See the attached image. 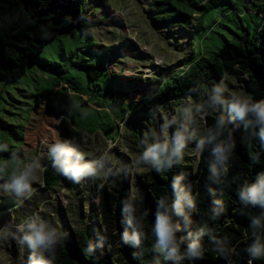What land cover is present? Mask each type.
<instances>
[{
    "label": "rangeland",
    "instance_id": "obj_1",
    "mask_svg": "<svg viewBox=\"0 0 264 264\" xmlns=\"http://www.w3.org/2000/svg\"><path fill=\"white\" fill-rule=\"evenodd\" d=\"M84 1L99 19L98 25L88 30L76 28L72 36L48 42L39 59L28 66L24 77L13 80L0 77V121L10 127L0 126V144L8 145V150L0 151V162H8L9 173L16 166L10 159L13 152L21 160L39 157L46 167L49 145L61 139L58 117L44 113L43 107H36V95L40 91L66 89L73 96L76 125L85 135L80 143L82 149L90 155L99 154L111 144L114 159L127 164L143 150L139 144L142 119L127 114L130 110L127 101H134L136 95L128 96L125 87L113 82L110 74L150 76L160 71L161 75L172 78L195 59L212 56L227 41H236V35L244 36L245 30L252 38L261 23V18L248 10L252 3L245 0H218L195 15L190 27L156 22L157 17L151 12L154 0ZM180 61L183 67H179ZM86 64L105 67L97 81L88 78ZM238 75L240 80L235 75L228 77L232 82V85L227 84L229 89L250 95L247 78ZM125 96L127 101H124ZM191 97L196 102L204 100ZM185 98L164 108L151 130L161 128L163 120L168 114H174ZM204 117L197 119L196 126L201 130ZM172 131L169 129L170 134ZM199 156L195 143H190L183 162L197 166ZM150 170L144 168L132 174L133 194L140 193L139 177ZM105 182L88 177L75 183L60 175L58 185L48 190L44 188L42 173L33 183L32 197L22 204L14 196L0 191V202L6 199L16 202V207L0 215V228L8 225L14 230L27 216L38 213L62 231L67 227L76 232H84L87 228L103 232L99 188ZM27 255V249L19 247L14 240L0 243V264H16Z\"/></svg>",
    "mask_w": 264,
    "mask_h": 264
},
{
    "label": "trees",
    "instance_id": "obj_2",
    "mask_svg": "<svg viewBox=\"0 0 264 264\" xmlns=\"http://www.w3.org/2000/svg\"><path fill=\"white\" fill-rule=\"evenodd\" d=\"M216 1L218 0H154L151 12L156 15L155 21L158 23H169L172 27H190L194 16ZM245 1L252 3L248 10L261 18L252 38L245 30L244 36L236 35V41H227L212 56L195 59L172 78L161 75L160 71L149 77L141 73L127 77L117 72L110 74L113 82H119L125 87L128 96L136 95L134 101H127L126 96L124 101L130 104L127 114L142 119L141 140L151 131V126L156 125L161 111L177 99L189 96L205 99L198 93L190 92L197 84L202 89H207L224 79L228 85H232L228 77L235 75L240 80V74L247 78L246 85L252 98L264 99V0L260 3L256 0ZM84 3V0H0V77L7 80L24 77L28 66L39 59L48 42L72 36L76 28L88 30L98 25L99 19ZM182 62L180 61L179 67H183ZM85 69L88 78L97 81L105 67L86 64ZM35 104L37 108L43 107L44 113L58 117L61 122V139H72L79 144L83 142L85 135L76 125L73 96L66 89H44L36 95ZM83 104L88 102L83 101ZM131 105L134 106L133 109ZM215 119L216 114L207 113L204 128L212 126ZM0 126L10 129L4 121H0ZM230 128L236 146L229 172L226 177L221 178L220 183L212 185L216 189V196L225 203L226 211L222 216L213 218L210 213L213 197L208 194L205 185L208 183L211 153L209 149H205L200 153L197 166L182 161L168 172L158 173L151 168L139 177L138 215L146 213L145 230L148 233V239L139 248L120 241V234L125 227L122 222V201L133 194V175L121 174L119 177H110L99 188L101 226L104 231L96 232L87 228L84 232H76L65 227L67 236L55 249L54 264H145L155 258H159L161 264H166L163 256L154 248L152 226L155 222L156 200L165 195L174 199L171 180L181 172L187 174L182 183L197 195V207L191 211L193 230L202 226L214 228L219 237L228 238L229 247L234 249L225 258L206 243L202 258L185 260L184 264H248L250 257L245 249L251 242L249 217L259 209L241 207L238 187L244 181L253 182L258 173L264 172V146L258 139L251 138L239 122ZM159 129L160 127L157 131ZM139 144L141 145L140 142ZM254 153H260L258 160L251 159ZM48 162L46 171L43 172V184L44 188L50 190L58 185L60 175L52 167L50 157ZM14 207L16 202L13 200L1 201L0 215ZM103 234L108 236L109 246L86 255L84 248L88 240L95 241L98 235ZM180 235L184 233L181 232ZM253 264H264V260H254Z\"/></svg>",
    "mask_w": 264,
    "mask_h": 264
},
{
    "label": "clouds",
    "instance_id": "obj_3",
    "mask_svg": "<svg viewBox=\"0 0 264 264\" xmlns=\"http://www.w3.org/2000/svg\"><path fill=\"white\" fill-rule=\"evenodd\" d=\"M205 97L196 102L191 96L179 104L174 114H168L159 131L153 129L141 140L143 150L130 163L114 159L112 145L99 154H88L81 145L72 139L57 138L48 147V155L54 170L79 183L92 177L107 181L110 177L121 174H135L144 168H152L158 173L170 171L173 166L184 159L185 150L190 143H195V151L203 153L209 149L211 160L208 163V183L205 185L211 201L210 213L213 218L222 216L225 203L216 196L212 186L221 182L229 172L231 158L234 154L235 141L231 125L239 124L253 139H258L264 146V99L254 100L251 95L231 91L224 79L202 89L199 84L190 89ZM208 112L216 114L215 122L202 130L198 128L197 119ZM169 129H173L171 134ZM8 150L7 144H0V151ZM260 153L251 155L258 160ZM10 159L16 162L12 172H7V161L0 162V191L14 196L19 203L30 199L35 191L33 183L46 171L39 157L21 160L13 152ZM186 173L174 175L171 189L174 199L160 196L156 200L155 222L152 234L155 237V250L163 256L166 264H184L185 260L200 259L205 254L206 243L225 258L234 249L229 247L227 237H219L214 228L202 226L193 230L191 211L197 207V195L191 188L182 183ZM139 193L130 194L122 201L124 231L120 234L122 244L139 248L147 239L145 230L146 213L138 215ZM238 199L242 208H255L259 211L249 217L250 243L245 249L253 264L254 260H264V172L258 173L253 182L244 181L238 187ZM183 232L184 235H180ZM62 231L50 220L38 213L27 216L15 225V229L6 225L0 228V243L14 240L19 247L26 248V259H18L16 264H54L55 249L66 238ZM207 238V241L205 240ZM109 246L106 234L98 235L96 240H88L84 252L95 253L97 249ZM145 264H161L159 258L146 261Z\"/></svg>",
    "mask_w": 264,
    "mask_h": 264
},
{
    "label": "built area",
    "instance_id": "obj_4",
    "mask_svg": "<svg viewBox=\"0 0 264 264\" xmlns=\"http://www.w3.org/2000/svg\"><path fill=\"white\" fill-rule=\"evenodd\" d=\"M145 76V75H144ZM151 76V75H150ZM145 77H149V76H145Z\"/></svg>",
    "mask_w": 264,
    "mask_h": 264
}]
</instances>
